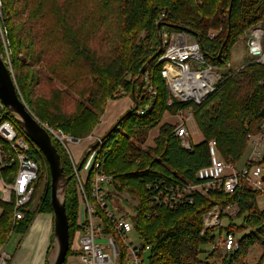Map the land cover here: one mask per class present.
Returning a JSON list of instances; mask_svg holds the SVG:
<instances>
[{
  "label": "trees",
  "instance_id": "16d2710c",
  "mask_svg": "<svg viewBox=\"0 0 264 264\" xmlns=\"http://www.w3.org/2000/svg\"><path fill=\"white\" fill-rule=\"evenodd\" d=\"M1 2L20 97L41 124L84 141L93 134L109 101H133L100 138L95 158L99 169L91 171L89 181L101 171L138 201L134 231L143 248H149L142 253L143 264H246L254 247L260 249L255 264H264V208L257 203L259 197L264 198V190L241 183L231 195L196 196L192 205L158 208L155 215H151L146 190L155 180L170 185L196 183L197 171L210 163L208 143L212 140L220 157L235 165L246 150L249 135L264 137V119L259 117L264 107V65L255 64L254 58L246 56L242 69L229 70V76L201 105L172 100L160 75L161 66L156 65L163 53L160 35L165 30L190 34L206 62L226 70L233 46L250 30L264 26V0ZM211 30L216 31L213 37ZM187 111L204 138L189 151L174 137L177 122L172 120ZM52 144L70 178L64 190L67 259L76 251V182L65 150L53 139ZM30 157L48 172L35 146ZM260 164L264 165V157ZM215 205H235L238 213L226 227L201 234L203 216ZM0 210V247H5L13 234L23 237L27 233L36 214H52L50 178L36 214L14 221L12 207L0 203ZM236 219L240 222L235 223ZM222 234L240 235L236 251L221 254L216 240Z\"/></svg>",
  "mask_w": 264,
  "mask_h": 264
},
{
  "label": "built area",
  "instance_id": "2783aa9c",
  "mask_svg": "<svg viewBox=\"0 0 264 264\" xmlns=\"http://www.w3.org/2000/svg\"><path fill=\"white\" fill-rule=\"evenodd\" d=\"M257 29L260 34L255 38L253 34ZM249 34L250 38L246 43L248 56L254 58L255 64L264 65L262 49L264 28L258 26L250 30ZM210 35L213 37L215 33L211 32ZM160 36V51L163 50V53L156 65L161 66L160 75L171 99L201 105L223 83L227 78L225 75L229 76L230 64H227L226 74L208 64L198 41L190 34L161 32ZM0 53L12 75V50L3 24L1 0ZM242 68L241 66L235 71ZM143 81L147 84L148 92H151L152 87L148 85L147 77H144ZM191 121H193L191 111L179 112L173 130V135L181 147L188 151L192 149L187 127ZM42 125L51 138L65 150L76 182L78 200V231L74 243L76 251L68 258L75 259L79 264H143L142 253L149 248H143V243L134 231L133 221L138 201L126 192L120 191L118 182L101 171H97L89 181L91 171L99 169L95 158L102 140L96 141L98 142L96 148L93 149V146L87 148L81 162L76 163L71 158L65 141L78 143L80 140H73L58 129ZM17 128L13 119L6 115L5 108L0 102V203L12 207L14 221H22L26 214L36 213L50 177L49 173L42 171L39 164L30 157L34 145ZM256 136L258 140L252 141L253 150L240 169H236L220 157L216 142L212 140L208 143L210 163L197 171L196 183L170 185L155 180V183L148 184L146 190L151 215H155L158 208L176 210L185 205H192L196 196H207L213 192L231 195L241 183L252 190L263 192L264 173L260 162L264 157L261 151L264 148V137L262 134ZM253 137L249 135L248 142H251ZM237 211L235 205L225 207L215 205L203 216L204 229L201 234L206 230L220 227L222 216ZM220 248L225 253L236 251L238 248L236 237L224 235ZM10 259L11 256L6 253L5 247H0V264H8Z\"/></svg>",
  "mask_w": 264,
  "mask_h": 264
},
{
  "label": "water",
  "instance_id": "95a60500",
  "mask_svg": "<svg viewBox=\"0 0 264 264\" xmlns=\"http://www.w3.org/2000/svg\"><path fill=\"white\" fill-rule=\"evenodd\" d=\"M0 102L5 108L6 115L13 118L21 133L36 147L47 163L50 177V205L53 215V244L47 264H65L69 249V225L65 211L64 190L70 178L64 174L60 156L52 144L50 134L22 101L1 53ZM259 117L264 119V107ZM97 146L98 142L92 148ZM60 191L63 192L62 199L59 196Z\"/></svg>",
  "mask_w": 264,
  "mask_h": 264
},
{
  "label": "rangeland",
  "instance_id": "374dc122",
  "mask_svg": "<svg viewBox=\"0 0 264 264\" xmlns=\"http://www.w3.org/2000/svg\"><path fill=\"white\" fill-rule=\"evenodd\" d=\"M61 1L62 0H59V3H61ZM263 28H264V26H263ZM162 32L166 33L165 30H163ZM210 32H216V31L211 30ZM249 38H250V34H247L245 39L241 38L233 46L232 51H231V62H230L231 70L235 71V70L239 69L243 64L244 57H246V56L248 57L246 43H247ZM262 47H263L262 49H264V42H262ZM11 61H12V75L14 78L15 85L17 87V79H16L17 73H16L15 69L13 68V54L11 56ZM34 69H38V67H34ZM220 71L223 74L227 73V70H220ZM17 91H18V93L20 92L18 87H17ZM19 95H20V93H19ZM107 105H108V103H107ZM187 127H188V132H189V141H190L191 145L196 146V145L200 144L204 140V138H203V135L201 134V132L199 131L198 127L196 126V123L194 121H191ZM155 133H156V130H153L151 132V135L153 136V134L155 135ZM253 140H258V137L254 136L253 139L251 140V142H248L246 150L244 151L242 158L240 159V161L238 163H236V165H233V166H235L236 169H240L246 163V160L248 159L249 155L251 154V152L253 150V146H252ZM95 141H97V140H95ZM92 144L93 143L88 144L84 141H81V146L83 148L80 150V148L77 146L76 143L68 141V140L65 141V146L68 148L72 158L74 159V161L76 163L78 161L80 162L81 157L83 156V152L88 147L92 146ZM263 146H264V142H263ZM261 151L264 153V148H262ZM261 168H262L263 173H264V165H261ZM45 194H46V191L43 195V198H42L40 204L38 205V207L36 209V213L43 203V200L45 198ZM59 196H60V199H62V196H63L62 191L59 192ZM257 203H258V206L260 209L264 208V198L262 196L258 198ZM0 212H2V210H0ZM36 213H34V214H36ZM237 213H238V211L233 213V214L227 215V216H222L220 219L221 220L220 221L221 226L226 227L229 224L230 220L235 219V216L237 215ZM38 214H41V213H38ZM48 214L52 215L50 213H48ZM234 221H235V223L240 222V220H237V219ZM28 232H29L28 235L26 233V235H24L23 237H20L17 234H13L10 237L7 245L5 246L6 253L15 257L13 260V264H37V261H39L42 257L45 258V255L47 254V250H49L48 249L49 245H48L47 249L43 248V245L46 242V226H45V224L40 223L38 226H35L32 229H30V231L28 229ZM237 237H240V235H238ZM237 237H236V239H238ZM133 238H134V240L137 241V239H135V237H133ZM223 238H224V234H222L220 236V238H217V240H216V243L218 244V248L220 249L221 254L225 253L220 248V242L222 241ZM137 243H139V241H137ZM205 250L211 251L212 248L207 247V248H205ZM259 256H260V249L258 247L252 248L248 254V257L246 258V264H255L257 262ZM146 258H147V255L144 256V259H146ZM10 261H11V259L8 261V264L10 263ZM215 262L217 264H220V261H215Z\"/></svg>",
  "mask_w": 264,
  "mask_h": 264
},
{
  "label": "crops",
  "instance_id": "0c3cea01",
  "mask_svg": "<svg viewBox=\"0 0 264 264\" xmlns=\"http://www.w3.org/2000/svg\"><path fill=\"white\" fill-rule=\"evenodd\" d=\"M132 106H133V101L130 98H123V99L117 100V101H109L107 108L105 110V113L101 117L100 122L97 125V127L95 128L93 134L91 136H89L87 139H85L84 142L90 144V143H93L94 140L100 139L102 137V135L115 123V121L122 114H124L127 110H129ZM172 120H173V123H176V119L173 118ZM76 144L80 148V150L83 148L81 146V141H79ZM71 158H72V156H71ZM81 160H80V162H81ZM73 161H74V159H73ZM80 162L78 161L77 163H80ZM40 223H43L46 226V242L43 245V248L47 249V247L49 245V247H48L49 250H47V254L45 255V258L42 257L39 261H37V264H47V260L49 259V254H50L51 247L53 244V215H49L48 213H41V214L35 215L32 223L30 225L31 227L29 228V231L33 227L38 226ZM28 233L29 232L27 231V235H28ZM10 256H11V261L9 264H13V260L15 257L12 255H10ZM65 264H79V263L75 259L68 258Z\"/></svg>",
  "mask_w": 264,
  "mask_h": 264
},
{
  "label": "bare ground",
  "instance_id": "6f19581e",
  "mask_svg": "<svg viewBox=\"0 0 264 264\" xmlns=\"http://www.w3.org/2000/svg\"><path fill=\"white\" fill-rule=\"evenodd\" d=\"M259 34H260V32H259V30L257 29V30L254 31V34H253V35H254L255 38H256V37L258 38ZM193 117H194V116H193ZM138 209H139V208H138ZM138 209H137V210H138Z\"/></svg>",
  "mask_w": 264,
  "mask_h": 264
}]
</instances>
